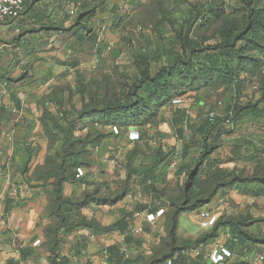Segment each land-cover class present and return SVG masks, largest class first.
<instances>
[{"label":"rangeland","instance_id":"obj_1","mask_svg":"<svg viewBox=\"0 0 264 264\" xmlns=\"http://www.w3.org/2000/svg\"><path fill=\"white\" fill-rule=\"evenodd\" d=\"M47 1L40 2L36 6L37 12L50 13L54 20H57L56 16L63 15L64 19L58 21L65 30L52 29L53 32L49 31L47 33L30 30L35 29V27H24L23 29L19 27V30L16 28L19 21L1 25L0 58L2 60L5 59V61L9 57L12 61L22 59L25 60L26 64L28 63L27 67L32 65L30 67L32 71H26L29 84L27 91H31L34 88L36 90L34 96L37 97L41 93L43 95H47L46 93L50 94L56 88L62 95L65 106L69 109L72 108V105L78 106L82 89H86L87 94L119 96L125 85H131L135 80L133 55L137 51L154 50L161 43L159 35L170 38L173 32L167 19L177 20L181 23L184 18L190 15L191 7L202 0H136L138 2L133 4H129L128 0H93L88 1V4H86V1L83 2L81 0H65L62 5L56 4L58 0ZM225 1L229 3L226 12L214 16L209 21L201 22L202 24L198 26L196 33L198 36L211 37L228 21L235 22L239 27L244 25L245 18L242 10H240L241 1ZM115 7H119L118 13L122 14V20H119V14L116 17L114 16ZM83 12H87V14L79 17ZM88 14L95 15L89 18ZM76 19L78 20L76 21ZM58 23L50 25L56 26ZM83 26L90 28L92 33L98 34V37L105 39L106 45L97 49L90 47V44L84 40H80L79 36L85 30ZM158 27L163 28V31L159 33ZM16 37L18 40L15 39ZM16 42H21L22 45L16 46ZM32 45L48 50L27 52ZM251 51L257 61L254 63L247 61L244 64L245 68H242L239 72L240 79L244 82L243 87L239 91L235 90L231 85L218 84L199 89H196L198 88L196 87L192 90L190 82L182 84V81L179 80L180 91H176L171 102L160 107L151 118V124L154 126V130L151 132V135H153L152 140L160 138L167 150H174L176 147L183 149L185 140L180 136L178 137L179 133L170 124V119L177 108H186L192 122H196L212 111L219 114L224 113L234 102L246 103L258 100L262 94L264 82V28L261 29L258 44L254 45ZM51 58L58 60L59 65L51 76L54 81L44 85L34 76L40 75L39 73L46 67V62ZM75 62L78 63V67L69 68L74 67L73 64ZM155 70L156 66L153 65V71ZM17 76L19 75L13 72L11 77L15 79ZM43 95L41 96L42 98ZM34 96L30 93L29 99L32 98V100L28 99L27 104L28 109L31 110L28 113L35 120V116L39 115V111H32V102L39 103L41 99L36 100ZM176 100H179V102H175ZM86 125L83 121H79V131L74 133L73 138L75 136L83 139L88 133V130L83 128ZM90 129L92 138H98L103 131H110V136L108 135L105 139L107 143L109 144L114 139L118 141L119 156L116 158V167L115 169L104 171L103 177L99 171L106 165L98 157L100 155L99 149L89 148L88 152L81 154V159L85 163L91 161L99 163L96 164L97 170L94 171V176L91 179L97 182L96 185L101 187V189L105 187L102 186L105 181L104 183H108L111 189H115L119 193L124 190L128 192L126 197L120 200L119 203L117 202V204L122 205L121 207H123L124 211L133 209L135 206L145 207V209L164 206L162 210L167 214L175 209V205L169 207L168 204L175 203L183 206L182 202L189 201L188 205H191L196 198H203L211 190V177L220 167L232 170L243 178L264 176V118L257 121L239 123L230 133L220 136L221 146L210 155L208 161L203 165L196 164L202 154L201 146H193L189 150L187 164L191 168L197 167V174L195 179L191 180L188 192L185 190L188 185L187 172L177 173L173 170L176 168L174 166H172L171 171L164 170L159 175L160 177L156 183L157 191L153 190L152 192L145 180L139 179L137 172L128 174L127 171L129 170L126 167V161L134 146L133 141V143H126L128 129L121 130L117 127L99 128L94 125ZM189 133L190 131L187 130V134ZM31 134H34V136L29 144V150L33 153L37 147V141L39 139L43 140L44 137L30 131L26 136L28 143ZM14 135H23L25 137L23 133H15ZM47 135L46 131L44 136L47 137L49 142L46 155H42L45 156V160L50 153L61 151L62 145H64V134L57 133L56 136L59 137V140L55 137L50 138ZM90 138L88 137V139ZM111 146L114 149L116 144H111ZM34 155V159L39 158V153ZM138 155L134 160L136 166L141 162L147 164L150 162V158H147L145 153ZM35 171L36 168L32 171L34 176L36 175ZM83 186V184L77 186V195L73 196V200L80 202L84 199L87 188L86 186L83 188ZM44 187L46 191H49L47 186ZM161 190H166L168 196L164 200L156 198V195ZM103 194L106 193L101 192L96 198L101 199ZM98 203L93 202L82 208L81 213L96 219L101 217L107 222L118 218L110 208L112 205L105 206ZM202 210L213 211L218 214L219 218L229 216L243 219L248 217L250 218L249 221H252V225L248 228L250 233L264 240V194H260L255 182L228 185L221 188L211 202L205 203L194 211L184 210L179 218L178 236L180 240L184 239L183 235L195 234L193 238H196L199 232L207 231L201 227L203 219L200 213ZM123 212L121 211V215ZM136 213L135 217H137ZM133 222L131 225L132 230L134 229ZM132 233L135 239H143L146 248L149 249L148 252L147 250L141 251L135 245L126 244L127 255L128 257H133L135 262L137 261L135 264H147L153 258L159 257L162 254L161 252L169 249L168 238H163V229L156 230L150 242H147V238L142 235L144 231L133 230ZM44 237L39 245H43L47 250L50 247V240L45 235ZM234 239L229 227L224 226L220 229L219 237L206 246L204 251L210 254L216 247H229L228 249L232 250L234 255L229 256L228 259L222 260L218 264H264V259L260 258L264 254V243H257L249 250H245L246 248L243 249L242 244ZM69 243L72 245L71 241ZM69 249L73 250L68 245L62 248V252L65 254L69 253L67 255L70 257V264H73V256ZM46 258L48 260V253L45 255Z\"/></svg>","mask_w":264,"mask_h":264},{"label":"trees","instance_id":"obj_2","mask_svg":"<svg viewBox=\"0 0 264 264\" xmlns=\"http://www.w3.org/2000/svg\"><path fill=\"white\" fill-rule=\"evenodd\" d=\"M240 1L243 6L240 7V10H242L245 18L244 25L239 27L235 22H225L211 37L198 36L196 34L198 26H201V22L209 21L214 16L224 14L229 7L228 1L202 0L191 7L190 15L184 18L181 23L177 20L167 19L172 28V36L167 38L159 35L161 43L154 50L137 51L133 55L135 80L131 85H125L119 96L87 94L86 89H82L78 106L72 105V108L69 109L65 106L63 97L56 88L47 96L48 100L56 107V112L44 111L45 132L47 131L48 137H55L58 140L57 133L64 134V145H62L61 151L50 153L46 157L44 165L37 167L35 171V177L38 180H43V186L49 184L52 186L48 191L50 201L48 214L55 223L45 229V236L50 240V247L47 249L49 264H70V257L62 252L61 244L68 234L78 228H87L95 234L118 231L123 236L125 244L135 245L137 248L142 247L143 239H135L131 231L135 213L137 211L154 212L159 208L155 206L145 209V207L135 206L130 211H124L117 220L109 225H104L95 217H88L81 213L82 208L93 202H99V205H113L128 194L125 190L119 193L117 190L111 189L108 183L102 184L107 189L105 187L101 189L96 185L97 182L86 178L85 172L83 175L77 176L79 168L90 167L93 162L85 163L81 159V154L88 152L89 148H98L101 142L111 134L110 131H103L98 138H92V133L89 130L93 125L99 128L117 127L121 130L139 128V138L134 140L133 150L126 161L128 174L137 172L138 176L144 175V178L139 179L145 180L151 192L157 191L156 183L159 175L164 172L165 168H172L175 163V172H187L188 185L185 190L188 192L191 180L195 179L197 174V167L191 168L187 164L188 153L193 146H201L202 154L196 164L203 165L208 161L210 155L221 146L220 136L230 133L239 123L264 118L263 82L262 94L255 102H234L224 113L219 114L212 111L196 122H192L186 108H177L170 119V124L179 133L178 137L180 136L185 140L183 149L176 147L174 150H167L160 138L152 140L153 135L149 130V127L152 126L151 118L160 107L171 102L176 91H180L179 80L182 81V84L190 82L192 90L196 87L199 89L217 84L231 85L235 90H241L244 82L241 81L239 72L245 68L244 64L247 61L252 63L257 61L251 50L254 45L258 44L261 29L264 28V0ZM86 2L88 4V1ZM127 2L133 4L138 1L128 0ZM27 8L23 15L26 14ZM118 9L119 7H115L113 14L115 17L119 14V20H122L123 16L118 13ZM232 9L236 10L235 8ZM85 14L87 12L81 13L79 17L85 16ZM94 15L88 14L89 18ZM60 24L47 29L61 31L64 28ZM83 28L85 30L79 38L83 40L88 37L90 42L94 45L97 44L98 34L92 33L90 28L86 26ZM158 30L160 33L163 28L158 27ZM153 65L156 66L155 71H153ZM79 121L87 124L83 128L88 130V133L83 139L75 136L73 138L74 133L79 131ZM187 130L190 131L189 134H187ZM88 137L91 138L88 139ZM139 150L140 153H145L147 158H150L148 163L150 165L145 162L135 165L134 160L138 154L140 155ZM51 179L54 180L49 183ZM76 181L87 188L85 197L80 202L73 200V196L68 197L63 193L65 182ZM211 182V190L203 198H196L191 205H188L189 201L182 202L184 207L181 204H168L169 207L175 205V209L165 214L167 233L163 238H168L169 249L161 252L159 257L153 258L147 264H168L169 260L177 264L185 262L208 264L207 262L203 263L202 253L198 249L216 240L220 235V229L224 226L229 227L234 240L241 243L243 249L246 248L245 250H249L257 243H264V240L250 233L248 229L252 225V221H249L250 218L242 219L229 216L226 218L218 217L209 230L196 238L179 239L180 214L186 209L194 211L205 203L211 202L221 188L233 184L242 185L247 182H255L260 194H264V176L243 178L232 170L220 167L211 177ZM166 190H161L156 198L164 200L168 197ZM101 192L106 194H103L101 199H97V195ZM163 204L165 205V203ZM6 208L8 209V206ZM85 239L83 237L81 241L77 242V252L87 244ZM118 247L112 245L107 247V250L112 252L118 250ZM193 250H198L199 254L191 256L187 253ZM230 253L234 255L232 250ZM116 254L111 257V260L113 258L112 261L116 264H135L137 262L133 257H128L125 252ZM209 264L213 263L209 261Z\"/></svg>","mask_w":264,"mask_h":264},{"label":"crops","instance_id":"obj_3","mask_svg":"<svg viewBox=\"0 0 264 264\" xmlns=\"http://www.w3.org/2000/svg\"><path fill=\"white\" fill-rule=\"evenodd\" d=\"M40 2L43 3L48 1L34 0L29 4L27 6L26 14L18 20L19 24H17L16 28L19 29L20 27L23 29L24 27H35V29L30 30L39 31L40 33H47L49 31L53 32L52 29H46L54 26L50 24L58 23L60 20L64 19L62 17L63 15L56 16L55 18H57V20H54V17L50 16V13L37 12L36 6ZM63 3H65V0L56 1V4L59 5H62ZM65 18L67 17L65 16ZM15 39L18 40L17 37ZM83 40L90 44V47L97 49L98 47L100 49L106 45V40L102 39V37H98V43L95 45L88 40V37H85ZM15 45L20 46L22 44L21 42H16ZM29 48L30 50L27 52L48 50L33 45ZM17 60L12 61L9 57L7 61H5V59L2 60L0 58V264H49L47 258L45 259L47 250L43 245H39V243L45 235V229L52 226L55 221L48 214L50 201L48 191H46L43 186V180H38L32 174V171L45 163V156L42 155H46L48 148L47 144L49 141L47 137L44 136V111L49 110L55 113L56 107L48 100V93H46L47 95L41 93L37 98L34 96V92L36 91L34 88H32L31 91H27V86L29 84L26 71H32V69H30L32 65L27 67L28 63L26 64L24 62L25 60ZM58 62V60L51 58L46 62V67H44L39 73L40 75H35L34 77L38 78L41 84L48 85L52 83L54 78H51V76L58 68ZM73 65L74 67L69 68L78 67L77 62ZM13 72L19 75L15 79H12L11 77ZM33 82H35V80H33ZM30 93L36 100L39 98L41 99V102L39 103L32 102V111H39V115L35 116V120L32 119L28 113L31 111L28 109L27 104ZM42 95L44 99L41 97ZM29 100L31 101L32 98ZM175 102H179V100H176ZM153 128L154 126L149 127L150 132H153ZM30 131L35 132V134L38 133L37 135L44 137L43 140L39 139L37 141V147L33 153L29 150V144L34 134H31L29 143L26 138L27 133ZM128 131L129 132L126 134V143L134 142V140L129 138V133L131 131H137L139 133L140 129L135 128ZM15 133H23L25 134V137H23V135L13 136ZM105 139L97 148L100 151L98 157L102 159L105 162L103 164L106 165L99 171L102 177L104 171L111 170L112 168L115 169L117 163L116 158L119 156L117 149L118 141L114 139V141H111L108 144ZM111 144H116L114 149ZM36 153L37 155L39 153L38 159H34V154ZM96 164L99 163L93 161L90 167L83 168L84 172L87 174L86 178L88 180H93L91 178L94 176V171L97 170ZM28 169L31 170L29 171ZM165 170L171 171L172 168H165ZM138 177L144 178V175L141 174ZM53 180L54 179L49 180V183ZM78 185H80L78 181L65 182L63 186L64 195L68 197L76 196ZM47 187L51 189L52 186L49 184ZM106 192L109 191L106 190ZM104 205L107 206L109 204ZM7 206L8 209L6 208ZM121 206L122 205L117 203L110 206L118 218L121 215V211H124ZM163 207L164 206L159 207L154 212L141 211L136 213L137 217L133 220V227L136 231H144L142 235L147 238V242H150L155 235V231L159 229H163V236H166V217L165 212L162 210ZM148 213H154L155 220H147L146 215ZM97 219L104 225H109L115 221L112 220L107 222V220H103L101 217H98ZM201 227L209 230V227L203 225H201ZM133 230L131 229L132 232ZM201 233H203V231L199 232L197 236ZM193 235L195 234L183 235V238L193 239ZM83 237L86 238L85 243L87 244L77 252V242L81 241ZM37 240L40 241L38 244L35 243ZM70 241L72 242V245L69 243ZM68 245L73 249H69V252H71V255L73 256V264H116L112 261L113 258L111 260V257L117 255L116 253L118 252H125L128 254L124 238L118 231L107 234H95L87 228H78L64 238L63 243L61 244V249ZM112 245L119 246V249L112 252L107 250V247ZM208 245L202 246L198 250L202 253V258L204 259V261L202 260L203 263L207 262L209 264V254L204 251ZM138 249L141 251H149V249L146 248V244H143L142 247H138ZM187 253L191 256H195L193 251H188Z\"/></svg>","mask_w":264,"mask_h":264},{"label":"built area","instance_id":"obj_4","mask_svg":"<svg viewBox=\"0 0 264 264\" xmlns=\"http://www.w3.org/2000/svg\"><path fill=\"white\" fill-rule=\"evenodd\" d=\"M33 0H0V26L1 25H8L15 23L18 21L24 11L26 10L27 6L32 2ZM213 115V113H211ZM129 138L131 140H136L139 138V133L137 131H131L129 133ZM175 163L172 165L174 166ZM84 174V170L82 168L78 169L77 176H81ZM200 216L202 217V225L211 228L215 222L218 219V214H216L213 211L210 210H202L200 213ZM147 220L153 221L155 220V214L154 213H148L146 215ZM136 230V229H134ZM40 241L37 240L35 243L38 244ZM194 255H198V250H193ZM230 250L225 247H216L214 250L209 254L210 261L213 264H218L222 260L224 261L227 257L231 256ZM261 259H264V254L261 255ZM168 264H177L173 261L169 260ZM179 264V263H178ZM182 264H189L188 262L182 263Z\"/></svg>","mask_w":264,"mask_h":264}]
</instances>
